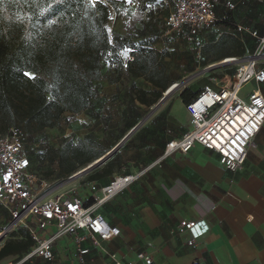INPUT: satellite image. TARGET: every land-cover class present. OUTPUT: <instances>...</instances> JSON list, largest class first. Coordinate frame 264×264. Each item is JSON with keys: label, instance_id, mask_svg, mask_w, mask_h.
Instances as JSON below:
<instances>
[{"label": "crops", "instance_id": "crops-1", "mask_svg": "<svg viewBox=\"0 0 264 264\" xmlns=\"http://www.w3.org/2000/svg\"><path fill=\"white\" fill-rule=\"evenodd\" d=\"M232 1L236 2L234 9L219 2L218 22L204 27L192 41L186 40L196 45L197 61L202 45L219 38L225 43L228 54L207 66L223 64L205 71L211 77L207 84L212 86L215 81L222 82L213 72L225 70L230 64L236 67V62L224 61L225 58L252 56L258 39L248 31L264 33V0ZM150 3L147 0L145 6ZM236 26L246 30L239 31ZM148 47L154 49L153 42ZM124 49L125 55L104 59L105 77L95 82L96 98L90 109L78 113V138L91 134L105 151L90 163L114 150L106 161L78 177V188L70 190L89 202L90 185L103 186L122 174L136 178L99 207L120 233L98 245L86 236L81 243L89 248L86 264H110V255L121 262L145 264L136 258L138 252L150 256V264H264V123L237 171L226 169L216 152L198 143L185 153L166 154V143L191 127L186 104L179 97L181 89L167 92L178 77L166 69L170 77L167 88L157 102L147 106L139 100V91L155 87L143 75L134 76L126 70L132 47ZM262 64L264 50L258 58V65ZM250 84V90L258 87L264 95V82ZM243 89L240 94L246 98L250 90L242 93ZM106 163L108 173L86 179ZM182 220L208 225L193 245L187 244L189 232H177ZM74 247L73 238L65 236L54 243L52 260L33 256L20 264H75ZM23 255L7 256L0 264L20 261Z\"/></svg>", "mask_w": 264, "mask_h": 264}, {"label": "trees", "instance_id": "trees-1", "mask_svg": "<svg viewBox=\"0 0 264 264\" xmlns=\"http://www.w3.org/2000/svg\"><path fill=\"white\" fill-rule=\"evenodd\" d=\"M126 3L128 0H0V135L16 127L31 141V134L58 126L66 114L90 109L97 95L95 82L105 77L104 59L124 51V45L113 43L109 23L111 10ZM157 34L164 35L163 19L159 29L148 19L136 36L139 41L131 43L132 59L126 62L127 71L143 75L155 87L139 91V100L147 106L157 102L170 79L158 53L148 47ZM170 37L186 41L180 35ZM225 54L228 51L220 38L202 45L197 66L205 68ZM234 71L228 69L227 74ZM206 84L183 86L179 97L187 104ZM104 152L87 134L76 139L62 137L56 146H41L29 158L35 173L55 181L68 178ZM108 167L106 163L86 179L108 173ZM33 244L27 228L18 226L0 245V261L26 254Z\"/></svg>", "mask_w": 264, "mask_h": 264}, {"label": "built area", "instance_id": "built-area-1", "mask_svg": "<svg viewBox=\"0 0 264 264\" xmlns=\"http://www.w3.org/2000/svg\"><path fill=\"white\" fill-rule=\"evenodd\" d=\"M221 1L228 9L236 6L232 0H173L171 10L163 18V34L180 35L192 41L204 27L217 20L216 7ZM134 2L140 4V0ZM236 28L246 30L241 26ZM248 32L258 39L252 56L224 59L236 62L233 75L227 82L215 81L214 86L204 85L186 104L191 127L179 138L166 143V154L185 153L198 143L216 152L219 163L226 169L237 171L242 168L247 149L264 123V95L260 89L252 88L246 98L240 94L247 83L264 82V64L258 65V58L264 50V33ZM179 84L172 83L169 88ZM40 144L30 141L16 127H10L0 135V205L10 215V229L25 226L34 241L20 261L8 264H20L33 256L52 260L54 243L65 236L73 238L75 264H86L89 248L81 245L86 236L98 245L120 233L119 227L109 223L99 212V207L134 181L136 176L116 175L103 186L92 184L90 201L84 202L70 189L52 187L50 181L32 170L29 154L36 152ZM202 223L182 220L177 232H189L191 238L187 244L193 245L208 228ZM82 230L85 233L80 234ZM110 258V264H133L132 261L121 262L114 255ZM136 258L145 264L152 262L144 252H138Z\"/></svg>", "mask_w": 264, "mask_h": 264}, {"label": "rangeland", "instance_id": "rangeland-1", "mask_svg": "<svg viewBox=\"0 0 264 264\" xmlns=\"http://www.w3.org/2000/svg\"><path fill=\"white\" fill-rule=\"evenodd\" d=\"M151 3L145 6L147 0H141L137 5L133 0L126 4H120L118 12L111 10L109 31L114 44L121 43L129 46L137 40L136 36L140 33L141 27L149 19L157 29L160 28L163 17L171 10L172 0H150ZM153 40V46L158 53L160 62L177 76L179 80L173 83H182L185 86L200 87L203 84L211 82L208 72H202L204 67L197 66L196 45L187 41L175 39L174 37L162 36L160 34ZM194 44V45H193ZM125 50V49H124ZM126 54L124 51L121 53ZM196 66V67H195ZM191 67L193 70H190ZM234 65L230 64L225 70H216L217 79L227 82L228 69H233ZM221 74L219 77L218 75ZM176 86L174 90H179L182 86ZM250 82L244 85L242 93L250 90ZM78 138V114H66L58 126L45 129L42 132L33 133L30 136L31 141L40 142L41 146H56L62 137ZM67 179V178H66ZM59 179L50 181L52 187H65V189L78 188V178L66 181ZM17 228V227H16ZM14 228V229H16ZM0 234L3 235L0 244L8 237L14 229H10V219L7 212L0 206ZM6 230V231H5ZM14 263V261H11Z\"/></svg>", "mask_w": 264, "mask_h": 264}, {"label": "water", "instance_id": "water-1", "mask_svg": "<svg viewBox=\"0 0 264 264\" xmlns=\"http://www.w3.org/2000/svg\"><path fill=\"white\" fill-rule=\"evenodd\" d=\"M222 64H223V62L211 64V65H209V66L203 68L202 72L208 71V70H210V69H212V68H215V67H217V66H220V65H222ZM171 89H172V88H169V89L167 90V92H168L169 90H171ZM113 150H114V149H113ZM113 150L110 151V152H108V153H106L105 155L101 156L99 159L95 160L94 162L90 163L89 165L85 166L84 168L80 169L79 171H76L75 173H73L72 175H70V176L66 179V181H70V180L76 179V178H78V177H80V176L86 174L88 171H90V170L93 169L94 167L99 166V165L102 164L104 161H106V159L112 154ZM2 236H3V235L0 234V241H1V239H2Z\"/></svg>", "mask_w": 264, "mask_h": 264}, {"label": "snow or ice", "instance_id": "snow-or-ice-1", "mask_svg": "<svg viewBox=\"0 0 264 264\" xmlns=\"http://www.w3.org/2000/svg\"><path fill=\"white\" fill-rule=\"evenodd\" d=\"M128 2H131V0H128ZM24 75L29 76L30 78H34V77H32V74L28 73V72H25Z\"/></svg>", "mask_w": 264, "mask_h": 264}, {"label": "bare ground", "instance_id": "bare-ground-1", "mask_svg": "<svg viewBox=\"0 0 264 264\" xmlns=\"http://www.w3.org/2000/svg\"><path fill=\"white\" fill-rule=\"evenodd\" d=\"M172 89H174V88H172Z\"/></svg>", "mask_w": 264, "mask_h": 264}]
</instances>
